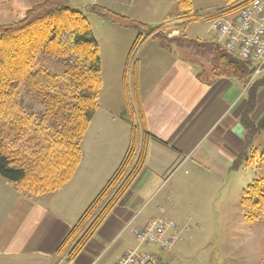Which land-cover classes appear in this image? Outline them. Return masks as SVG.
Here are the masks:
<instances>
[{
	"label": "crops",
	"instance_id": "0c3cea01",
	"mask_svg": "<svg viewBox=\"0 0 264 264\" xmlns=\"http://www.w3.org/2000/svg\"><path fill=\"white\" fill-rule=\"evenodd\" d=\"M238 17V11L225 13L228 20ZM202 41L215 43L214 36ZM128 56L113 57L106 77L101 55L99 107L82 141L81 163L64 187L31 196L0 178V264H60L63 259L62 264H115L137 249L133 229L156 218L176 225L177 242L188 233H215L216 204L226 199L225 179L249 168L233 165L246 152L241 120L250 100L251 119L260 130L250 153L264 149L256 147L264 134V85L246 92L243 83L213 78L210 66L203 69L190 56L147 39L130 61L126 89ZM202 71L207 81L200 78ZM134 118L142 129L139 146L146 147L144 166L82 252L67 261L58 250L122 163Z\"/></svg>",
	"mask_w": 264,
	"mask_h": 264
},
{
	"label": "trees",
	"instance_id": "16d2710c",
	"mask_svg": "<svg viewBox=\"0 0 264 264\" xmlns=\"http://www.w3.org/2000/svg\"><path fill=\"white\" fill-rule=\"evenodd\" d=\"M177 1L185 6L186 0ZM239 1L226 0L231 5ZM240 8L230 9L228 13ZM88 12L139 33L128 56L124 74L126 89L130 61L145 40H157L168 51L169 43L180 40L159 34L162 26L151 27L97 5ZM201 19L197 16L188 21ZM191 42L200 53L211 56V61L201 66L203 69L210 66L213 78L225 77L247 84L253 74L251 65L230 55L217 43ZM43 59L60 63L62 73L48 70L42 64ZM193 62L198 64L196 59ZM199 76L207 81L205 71ZM262 85L263 78L249 91L254 93L255 86ZM102 86L101 53L92 25L88 15L74 9L70 0H40L19 21L0 26V178L16 191L31 196L64 187L81 163L82 141L99 107ZM21 88L39 100L44 110L31 111L22 101ZM250 103L241 120L246 130V152L233 169L250 166L254 154L259 153H250L260 133L251 119V100ZM131 126V144L122 163L58 250L60 256L66 254L67 261H73L82 252L144 166L146 147L138 142L141 125L132 122ZM260 154L264 160V149ZM241 204L248 221L259 222V214H264V177L248 186Z\"/></svg>",
	"mask_w": 264,
	"mask_h": 264
},
{
	"label": "rangeland",
	"instance_id": "374dc122",
	"mask_svg": "<svg viewBox=\"0 0 264 264\" xmlns=\"http://www.w3.org/2000/svg\"><path fill=\"white\" fill-rule=\"evenodd\" d=\"M39 1L0 0V26L19 21ZM70 3L74 9L83 13L87 12L85 14L88 15L94 36L100 44L106 77L107 75L111 76V70L114 67L111 65L112 58L116 59L124 52L129 55L139 33L134 29L122 30L120 26L110 23L105 18L89 15L88 10L92 6H100L151 27L162 26V32L159 34L171 39L180 38L178 42L168 44L170 49L172 48L179 55L186 54L192 60L196 59L200 66L211 61V56H206L207 52L200 53L199 48L192 47L191 41L201 39L198 41L207 42L202 40L214 35L209 32L208 19L192 22H189L188 19L214 14L233 6L226 0H186L185 6H180L177 0H70ZM128 47L130 48L126 51ZM138 50L135 51L134 56ZM195 63L197 64V62ZM42 64L54 73L61 74L63 71L60 63L49 59H43ZM263 77L264 72L258 80ZM129 83L130 81L128 85H130ZM260 87L255 86L257 90ZM20 92L22 101L31 111L44 110L41 102L24 88H21ZM134 120L136 124L140 125L138 118H134ZM256 147L259 150L264 147V134ZM262 151L254 154L256 156L252 159L253 164L251 163L249 168L232 173L235 174L233 179H225L224 196L227 199L231 195L233 200L226 201L224 199L220 204H216L218 206L216 225H213L215 233L208 236L191 233L183 235L177 242V249L171 258H167L166 253L162 255L166 264H264V214H259V222H250L245 214H239L244 191L254 180L264 177V160L260 154ZM150 250V248L144 247L140 251Z\"/></svg>",
	"mask_w": 264,
	"mask_h": 264
},
{
	"label": "built area",
	"instance_id": "2783aa9c",
	"mask_svg": "<svg viewBox=\"0 0 264 264\" xmlns=\"http://www.w3.org/2000/svg\"><path fill=\"white\" fill-rule=\"evenodd\" d=\"M240 6L238 19L225 18L227 11ZM230 9L203 16L202 19L209 20L215 43L251 65L253 74L245 86L247 91L264 72V2L241 0ZM175 229L176 225L164 218L151 219L143 226L135 227L133 234L137 249L124 254L115 264H166L162 255L170 253L177 242L179 234ZM144 247L151 250L140 251Z\"/></svg>",
	"mask_w": 264,
	"mask_h": 264
}]
</instances>
